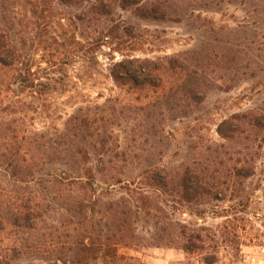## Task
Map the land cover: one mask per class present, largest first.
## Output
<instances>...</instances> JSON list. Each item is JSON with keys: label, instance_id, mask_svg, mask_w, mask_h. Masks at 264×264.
Segmentation results:
<instances>
[{"label": "rangeland", "instance_id": "obj_1", "mask_svg": "<svg viewBox=\"0 0 264 264\" xmlns=\"http://www.w3.org/2000/svg\"><path fill=\"white\" fill-rule=\"evenodd\" d=\"M37 1L0 0V25L15 43L37 63L56 65L70 81L44 107L32 102V129L62 128L66 114L85 101L120 98L112 105L111 128L127 160L112 166L137 175L148 167L174 169L195 161L209 166L218 157L215 166L225 175L229 190L220 199L158 197L163 216L205 228L203 250L142 246L121 253L144 264H205L214 254L216 264H264V0H161L169 11L165 20L141 18L134 7L106 0L109 13L85 21L80 15L88 1ZM123 57L153 61L156 85L116 84L109 68ZM192 89L194 95H187ZM234 116L246 130L229 144L218 127ZM8 155L0 150V264H65L60 223L44 219L35 230L11 220L22 196L44 191L31 178L13 176ZM241 166L248 177L231 171ZM138 228L145 238L153 232L144 217Z\"/></svg>", "mask_w": 264, "mask_h": 264}, {"label": "trees", "instance_id": "obj_2", "mask_svg": "<svg viewBox=\"0 0 264 264\" xmlns=\"http://www.w3.org/2000/svg\"><path fill=\"white\" fill-rule=\"evenodd\" d=\"M83 1L90 4L80 15L83 21L90 20L94 13H109L106 0ZM118 1L123 9L134 7L144 19L165 20L169 16L161 0ZM48 64L43 66L24 53L8 28L0 25V150L10 154L6 163L13 176L31 178V182L42 184L44 191L22 196L11 213L13 223L35 230L44 219L60 223L65 231V240L61 242L65 264H144L138 257L121 253V249L142 246L178 247L189 253L203 250L205 228H192L163 216L158 197L179 194L190 203L206 197L220 199L229 189L225 187L222 169L215 166L218 157L209 166L195 161L174 169L148 167L137 175L112 166L127 160L117 151L119 139L111 128L112 105L121 103L120 98H107L103 104L85 101L66 114L62 128L54 124L44 131L32 129V102L37 100L39 107H44L53 92L65 91L62 86L70 82L56 65ZM154 64L149 59L123 57L112 61L109 76L118 85L131 84L140 89L155 86L158 68ZM193 72L188 70L189 76L197 74ZM192 93L195 90L187 91V95ZM241 122L237 116L225 120L218 133L229 144L233 143L246 130ZM219 147L224 149L226 144ZM232 170L237 178L249 176L244 166ZM141 217L149 219L153 229L146 238L139 233ZM54 234L49 233L51 238ZM217 262L216 254L204 258L205 264Z\"/></svg>", "mask_w": 264, "mask_h": 264}]
</instances>
